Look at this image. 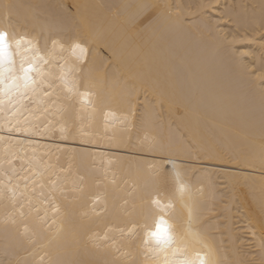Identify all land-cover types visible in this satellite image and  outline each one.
Returning a JSON list of instances; mask_svg holds the SVG:
<instances>
[{
	"label": "bare ground",
	"instance_id": "1",
	"mask_svg": "<svg viewBox=\"0 0 264 264\" xmlns=\"http://www.w3.org/2000/svg\"><path fill=\"white\" fill-rule=\"evenodd\" d=\"M4 3L18 6L11 17L16 30L41 37V45L49 29L61 37L100 36L93 62L108 82L103 111L83 115L86 135L79 134L77 106L75 138H36L38 154L53 165L45 193L59 215L39 193L32 208L0 202V264H142L141 241L128 239V229L143 223L140 208L154 180L152 166L160 160L156 153L117 147L113 139L122 134L135 145L154 134L137 119L152 107L178 138L195 135L215 149L214 156L179 155L176 164L200 202L201 223L219 256L261 264L264 181L259 167L246 161L259 155L264 136V87L247 72L264 62L258 41L264 0H0ZM140 4L170 7L144 12L135 7ZM57 62L62 63L58 57ZM132 84L140 91L129 114L122 93ZM20 155L30 158L32 151ZM161 166L171 172L170 163ZM48 188H55L54 195Z\"/></svg>",
	"mask_w": 264,
	"mask_h": 264
},
{
	"label": "snow or ice",
	"instance_id": "2",
	"mask_svg": "<svg viewBox=\"0 0 264 264\" xmlns=\"http://www.w3.org/2000/svg\"><path fill=\"white\" fill-rule=\"evenodd\" d=\"M16 7L10 3L0 5L3 10L0 14V20H3L0 24V202L6 201L13 209L17 206L23 208L25 204L32 208L39 193V197L52 207L53 201L45 193L48 187L45 178L51 179L49 173L53 165L46 163L44 155L38 154L39 140L36 138L48 135H59L61 140L75 138L73 114L77 106L81 110L79 134L83 137L88 133L83 115L88 113L91 116L97 109L103 111L104 85L108 77L106 73L102 76L93 62V48L101 37L93 33L61 37L49 29L41 45V37L29 36L12 25L11 17ZM135 7L149 12L170 6L140 4ZM261 28L264 29V24ZM49 41L51 48L48 47ZM258 41L264 47V30ZM57 57L62 63L57 62ZM247 75H256L264 87V62ZM153 88L156 90L155 85ZM139 91L135 84L123 89L122 102L127 105L129 114L135 112ZM159 115L155 107L145 108L137 114L143 128L155 130L152 135L146 134L138 144L134 145L130 140L125 143L122 134L119 137L114 134L113 142L117 147L133 148L136 153H156L160 160L159 164L152 166L154 180L140 208L143 223H132L128 239L139 237L145 256L142 264H237L219 256L201 223L200 202L176 164L179 155L190 157L193 153L199 155L203 152L214 156L213 145L196 139L195 135L191 140L178 138L160 121ZM49 116L59 119L53 122ZM261 126L264 129V91L261 94ZM124 128H127V118ZM193 128H198V121H193ZM29 149L32 151L30 158L20 155ZM17 160L21 161L19 166L15 163ZM165 163L171 164V172L161 166ZM246 163L252 168L258 166L264 181V136L259 155L250 154ZM21 180L24 181L22 188ZM48 192L54 195L55 188H48ZM52 210L59 215L58 207H52ZM8 220L16 223L14 215ZM260 248L264 252V236ZM128 264L137 262L132 260Z\"/></svg>",
	"mask_w": 264,
	"mask_h": 264
}]
</instances>
